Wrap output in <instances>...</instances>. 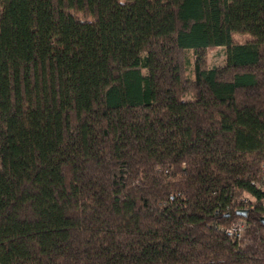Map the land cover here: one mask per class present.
<instances>
[{
  "label": "trees",
  "instance_id": "16d2710c",
  "mask_svg": "<svg viewBox=\"0 0 264 264\" xmlns=\"http://www.w3.org/2000/svg\"><path fill=\"white\" fill-rule=\"evenodd\" d=\"M263 203L264 0H0V264H264Z\"/></svg>",
  "mask_w": 264,
  "mask_h": 264
},
{
  "label": "rangeland",
  "instance_id": "374dc122",
  "mask_svg": "<svg viewBox=\"0 0 264 264\" xmlns=\"http://www.w3.org/2000/svg\"><path fill=\"white\" fill-rule=\"evenodd\" d=\"M249 40V37L242 34H234L233 41L235 43H244ZM206 65L208 67H220L224 64V52L223 48L210 49L206 52L205 56ZM189 99V96H186ZM238 221H235L237 223ZM243 236V233H242ZM241 236V237H242Z\"/></svg>",
  "mask_w": 264,
  "mask_h": 264
},
{
  "label": "built area",
  "instance_id": "2783aa9c",
  "mask_svg": "<svg viewBox=\"0 0 264 264\" xmlns=\"http://www.w3.org/2000/svg\"><path fill=\"white\" fill-rule=\"evenodd\" d=\"M262 210H263V216H264V203L262 206ZM244 228H245V224L243 222H237V223L232 224L230 227H228L225 230V234L231 238L239 240L242 236Z\"/></svg>",
  "mask_w": 264,
  "mask_h": 264
},
{
  "label": "water",
  "instance_id": "95a60500",
  "mask_svg": "<svg viewBox=\"0 0 264 264\" xmlns=\"http://www.w3.org/2000/svg\"><path fill=\"white\" fill-rule=\"evenodd\" d=\"M236 215L240 216V217H245L246 215V211L245 210H239L236 211ZM260 223L264 225V216L260 218Z\"/></svg>",
  "mask_w": 264,
  "mask_h": 264
}]
</instances>
